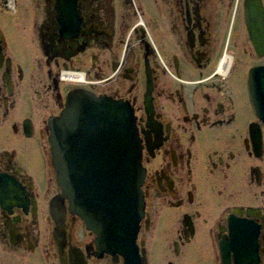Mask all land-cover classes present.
Segmentation results:
<instances>
[{
  "label": "flooded vegetation",
  "instance_id": "flooded-vegetation-1",
  "mask_svg": "<svg viewBox=\"0 0 264 264\" xmlns=\"http://www.w3.org/2000/svg\"><path fill=\"white\" fill-rule=\"evenodd\" d=\"M248 4L0 0V264H243L244 252L264 264V28ZM46 27L61 38L43 47ZM71 68L136 118L144 214L132 255L99 242L53 166L51 121L81 89L61 79Z\"/></svg>",
  "mask_w": 264,
  "mask_h": 264
},
{
  "label": "water",
  "instance_id": "water-1",
  "mask_svg": "<svg viewBox=\"0 0 264 264\" xmlns=\"http://www.w3.org/2000/svg\"><path fill=\"white\" fill-rule=\"evenodd\" d=\"M50 144L59 184L74 210L90 206L89 211L94 213L98 209L99 218L108 211L113 222L110 227L121 233L133 231L144 214V169L140 163L141 142L129 106L76 90L69 95L61 115L51 121ZM101 177L103 183L98 179ZM78 183L83 184L86 194L78 190ZM87 209L79 212L89 228L101 234V220H93ZM122 209H128L127 218L122 217ZM125 224L127 228H121ZM109 236L115 239L111 229ZM120 236L125 243L126 237Z\"/></svg>",
  "mask_w": 264,
  "mask_h": 264
},
{
  "label": "bare ground",
  "instance_id": "bare-ground-1",
  "mask_svg": "<svg viewBox=\"0 0 264 264\" xmlns=\"http://www.w3.org/2000/svg\"><path fill=\"white\" fill-rule=\"evenodd\" d=\"M248 3L250 5L248 4L249 6L247 7L246 10H247V12L249 11V16H250V19H251V24H255L257 26L258 30H262V28H264V16H263V12H262V9H261L262 8L261 5L259 4L258 1H255V0H248ZM247 12L245 14H247ZM65 21H66L67 24H69V19L68 18H66ZM52 38H57V39L61 38V36H59L57 34V32L55 31V29L54 30L52 29L50 31V28L49 27H46L40 33V41L42 42V46L43 47L46 46L45 42L51 40ZM73 74H77V73H73L72 71H68L66 73H62L61 74V78H63L65 80V82H67V83H69V81H70L72 84H81V82H84V83L89 82L88 80L84 79V76H83V79H78L79 77L75 78V76ZM85 81H87V82H85ZM96 97L98 98V96H96ZM103 97H105L106 99H112L113 101L121 102L123 104L128 105L127 103H125L123 101H119L117 99H113L112 97H107V96H103ZM129 108L132 110V108L130 106H129ZM133 114H134V112H133ZM135 126L137 127V125H136V118H135ZM137 132H138V129H137ZM138 136H139V132H138ZM140 142H141V139H140ZM51 148H52V146H51ZM51 152H52V149H51ZM52 159H53V154H52ZM140 163L142 164V142H141V162ZM53 166H54V164H53ZM87 175H91V173H87ZM57 176H58V174H57ZM144 176H145V170H144ZM98 179H100V181L101 180L103 181V177L98 178ZM58 181H59V179H58ZM76 186H77L78 190L81 193L86 194V190H84L85 188H84L83 184L78 183V184H76ZM64 196L69 199V205L71 206V208L73 209V211H75L74 208H73V206H72V203L70 201V198L66 195L65 191H64ZM80 196L82 197V195H80ZM54 203L56 204V206H58L60 208L62 207V204L60 203V199L59 200L58 199H55L54 200ZM89 205H91V204H89ZM84 208L85 207H79V209L82 210V211H85V209L88 208L87 211H88V213L90 215H92L93 220H95L96 218H99L98 209L95 208L96 209V213H94L92 211H89V209H91L90 206H87V208H85V209ZM79 211H75V212L80 213L81 216L84 218V216L82 215V212H79ZM121 213H122V217L125 218L127 216L126 214L128 213V209H122L121 210ZM99 219L101 220V223L103 225V227L100 228V229H102L103 232L101 234L98 233V232H96V231L95 232L99 236V242L100 243L104 244L105 247L108 248V249L110 248L112 250H117L120 253H123V254L126 253L127 255H132V253L134 251H136V248H137V246H136V239H137V234H138V230H139V224H140L141 220H140L139 224L133 228L134 229L133 231H129L128 230V233L127 232L121 233V230L116 231L115 230V227H113V226L110 227V223H113V222L111 221V219L109 217L108 211H106L105 212V215L103 217H100ZM57 223H59V222L57 221ZM127 226L128 225L125 224L121 228H123V227H126L127 228ZM94 227H95V225H94ZM60 229L57 232V234L55 235V239H56V245H57V249H58L59 260H60V262H63L64 249H66V247L68 246L69 240H68V238L66 236V233H64L63 229L62 228H60ZM110 229L114 231L115 239H112L109 236V230ZM120 235H123V236L126 237L127 240H126L125 243H122L121 242V240H120L121 236ZM232 237H233L232 239L234 240V242L238 238V236L236 234L235 235H232ZM99 245H101V244H99ZM258 250H259V248H258ZM244 253L245 254L243 256L245 258V261H244L243 264H257V261L255 260V257H254V256H256L255 253H253V252L251 254H249V252L248 253L244 252ZM231 259H233V256H231ZM257 260H258V264H259L260 263V260H259L258 253H257ZM224 263L225 264L226 263L227 264H232V261L229 263V261L228 260L225 261V258H224Z\"/></svg>",
  "mask_w": 264,
  "mask_h": 264
},
{
  "label": "rangeland",
  "instance_id": "rangeland-1",
  "mask_svg": "<svg viewBox=\"0 0 264 264\" xmlns=\"http://www.w3.org/2000/svg\"><path fill=\"white\" fill-rule=\"evenodd\" d=\"M68 71H72L73 73H77V74H73L74 76H75V78H77V77H79L78 79H83V76H84V79H86V76H85V74L83 73V72H81V71H78L77 69H74V68H71V69H66V70H64V71H62V73H66V72H68ZM64 82H65V80L63 79V78H61ZM66 79V78H65ZM89 81V80H88ZM79 82V81H78ZM85 82H87V81H85ZM92 85V82L91 81H89V82H87V83H84V82H81V84H77V85H75L77 88H81V90H83V91H85V92H89V93H91L90 91H86L84 88H90V86ZM93 94V93H92ZM207 254V253H206ZM206 254H203V252L202 253H199V257H201L202 259H204V257H205V255ZM203 255H204V257H203ZM206 258H207V255H206ZM159 260V259H158ZM190 261L188 260V261H186V263H189ZM153 264H155V263H153ZM156 264H157V262H156Z\"/></svg>",
  "mask_w": 264,
  "mask_h": 264
}]
</instances>
